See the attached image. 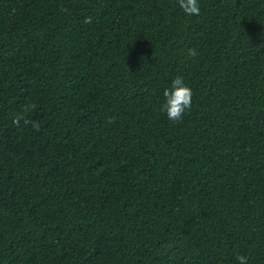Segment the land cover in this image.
I'll return each instance as SVG.
<instances>
[{"label":"trees","instance_id":"16d2710c","mask_svg":"<svg viewBox=\"0 0 264 264\" xmlns=\"http://www.w3.org/2000/svg\"><path fill=\"white\" fill-rule=\"evenodd\" d=\"M198 4L0 0V264H264V0Z\"/></svg>","mask_w":264,"mask_h":264},{"label":"clouds","instance_id":"9594fccd","mask_svg":"<svg viewBox=\"0 0 264 264\" xmlns=\"http://www.w3.org/2000/svg\"><path fill=\"white\" fill-rule=\"evenodd\" d=\"M179 7L188 16H198L200 14V7L198 0H178ZM86 23L91 22V18H86ZM188 56L195 57L197 52L195 49H188ZM164 103L161 105L160 111L163 112L167 119L173 122L180 121L187 111L192 107V89L184 82L183 77L177 76L169 88L163 92ZM34 103L25 104L20 113H18L13 121L17 127H20L21 122L24 127L31 126L37 132L40 131L41 125L38 121L32 119L29 115L35 110ZM110 122H113L110 120ZM238 264H248V257L238 255L236 257Z\"/></svg>","mask_w":264,"mask_h":264}]
</instances>
